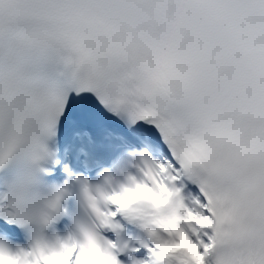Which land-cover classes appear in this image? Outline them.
<instances>
[{
	"label": "snow or ice",
	"instance_id": "obj_1",
	"mask_svg": "<svg viewBox=\"0 0 264 264\" xmlns=\"http://www.w3.org/2000/svg\"><path fill=\"white\" fill-rule=\"evenodd\" d=\"M0 264H264V0H0Z\"/></svg>",
	"mask_w": 264,
	"mask_h": 264
}]
</instances>
